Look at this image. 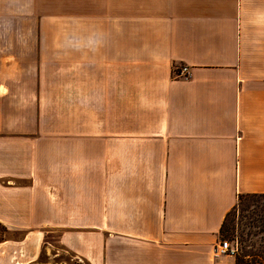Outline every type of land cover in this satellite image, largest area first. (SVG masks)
<instances>
[{"label":"crops","instance_id":"obj_1","mask_svg":"<svg viewBox=\"0 0 264 264\" xmlns=\"http://www.w3.org/2000/svg\"><path fill=\"white\" fill-rule=\"evenodd\" d=\"M247 193L264 0H0V264L55 243L87 264H236L215 248Z\"/></svg>","mask_w":264,"mask_h":264},{"label":"rangeland","instance_id":"obj_2","mask_svg":"<svg viewBox=\"0 0 264 264\" xmlns=\"http://www.w3.org/2000/svg\"><path fill=\"white\" fill-rule=\"evenodd\" d=\"M250 204V201H246V204L244 203L240 207L235 205L228 213L221 240H229L232 244L237 245L238 250L235 258H242L245 262L248 261L251 264L252 262L253 264H259L258 262H263L264 260V255L262 254L264 249L261 241L262 235L257 234L260 227L257 226L261 225L260 217L263 213L259 215L260 213H258L256 208H250ZM4 235L11 236L10 233H6L5 228L0 224V238ZM14 235L19 237L20 233L18 232ZM14 235L12 234V236ZM56 237L57 233L49 234L47 239L55 241ZM40 262L45 264H87L58 243L50 246V250H44L40 256ZM245 262L244 264H246Z\"/></svg>","mask_w":264,"mask_h":264},{"label":"trees","instance_id":"obj_3","mask_svg":"<svg viewBox=\"0 0 264 264\" xmlns=\"http://www.w3.org/2000/svg\"><path fill=\"white\" fill-rule=\"evenodd\" d=\"M246 201H250V208H256L258 210V213H260L259 215H262L261 213H263L264 215V193H247V194H240L238 196V201L236 203L237 206H242L244 203L246 204ZM245 206V205H244ZM228 215V214H227ZM261 216V225L257 226L260 227V229L257 231V234L262 235L261 236V241L263 243V249H264V216ZM227 217V216H226ZM225 222L226 220L223 222L220 233L222 235V233L225 230ZM259 225V224H258ZM262 254L264 255V250L262 251ZM237 257V256H236ZM244 257V256H243ZM245 260L242 258H236V264H244ZM246 264H251V262H245ZM259 264H264V260L263 262H258ZM253 264V262H252Z\"/></svg>","mask_w":264,"mask_h":264},{"label":"built area","instance_id":"obj_4","mask_svg":"<svg viewBox=\"0 0 264 264\" xmlns=\"http://www.w3.org/2000/svg\"><path fill=\"white\" fill-rule=\"evenodd\" d=\"M178 76L189 77L190 71L188 66H182L179 70ZM237 250V245L232 244L229 240H221L215 248V252L218 255L235 256Z\"/></svg>","mask_w":264,"mask_h":264}]
</instances>
